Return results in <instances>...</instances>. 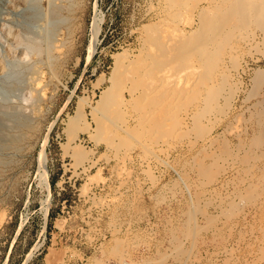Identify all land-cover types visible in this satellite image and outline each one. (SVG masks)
Instances as JSON below:
<instances>
[{"label":"rangeland","instance_id":"374dc122","mask_svg":"<svg viewBox=\"0 0 264 264\" xmlns=\"http://www.w3.org/2000/svg\"><path fill=\"white\" fill-rule=\"evenodd\" d=\"M49 1L0 0V264H264V30L224 24L210 69L199 14L234 0ZM119 58L125 130L90 112Z\"/></svg>","mask_w":264,"mask_h":264},{"label":"bare ground","instance_id":"6f19581e","mask_svg":"<svg viewBox=\"0 0 264 264\" xmlns=\"http://www.w3.org/2000/svg\"><path fill=\"white\" fill-rule=\"evenodd\" d=\"M38 1V0H37ZM53 2V1H52ZM51 2V0L49 1V3L51 4L52 3ZM56 2V1H55ZM31 3V2H30ZM54 3V2H53ZM51 4V5H55V4ZM57 3V2H56ZM171 3H172V5H175V4H178V7L180 8V7H184L185 8V5H186V3H188V0H171ZM49 4V5H50ZM58 4V3H57ZM234 4L235 5H232V7L231 8H229V10L228 9H226L225 10V12L226 13H228L227 14V16H223V15H220L219 14V16H216L215 18H212V17H210L209 16V12H207L206 11V9L205 8H203V10L200 12V18H201V24H202V26H201V36L199 37V42H198V45L201 47V49H200V55H201V58L203 59V61H204V65H206V67H208V68H210V69H212L214 66H216V63H217V61H218V55H219V53L221 52V50L225 47V45L227 44V41H226V43H225V41H220V42H218L217 44H214V46L213 47H210V48H207V47H204L205 46V41H206V43H207V38H210V37H216V36H218V35H220L221 34V30L223 29L222 28V26L224 25V24H231L230 26H231V28H233V30L235 29V28H237L238 26H244L243 27V30L244 29H246V25H249V24H254V25H256V26H258L259 28H261V29H263L264 30V0H234ZM191 5V4H190ZM52 6V7H53ZM56 6L57 5H55V8H53L52 10H53V14H54V16H56L57 15V9H56ZM188 6V5H187ZM58 7V6H57ZM177 7V6H176ZM176 7H175V9H176ZM178 7H177V9H178ZM59 8V7H58ZM49 9V8H48ZM50 10V9H49ZM180 10H181V8H180ZM184 11H185V9H183ZM183 10H181L182 12H183ZM228 11V12H227ZM176 12H177V10H176ZM178 12H179V9H178ZM52 13V12H51ZM239 14L238 16H237V14ZM47 14V13H46ZM235 14H236V18H234V16H235ZM48 15V14H47ZM181 15V14H180ZM50 16H52V15H50ZM57 17V16H56ZM56 17H54V18H56ZM49 18V17H48ZM51 19H53V18H51ZM57 19V18H56ZM96 19V18H95ZM98 19V18H97ZM178 19V18H177ZM95 21V20H94ZM97 21V20H96ZM54 22V21H53ZM95 23V22H94ZM97 24V23H96ZM95 26V25H94ZM97 29V28H96ZM96 29H95V31H96ZM93 30H94V27H93ZM29 32V31H28ZM51 32V31H50ZM49 32V33H50ZM98 33V32H97ZM47 35V34H46ZM50 35H51V33H50ZM49 35V36H50ZM225 35V34H224ZM16 36V35H15ZM226 36V35H225ZM16 41L17 42H19V43H25V44H27L26 46H27V48H30L31 49V51L33 50L34 52H36V53H38V55H39V53H41V52H44V51H49V49L47 50V49H45V48H43V47H41V44H38V42H36V41H33L32 40V44H30V42L29 43H26V41L28 40H24V38H22V36L20 37L19 35H17L16 37ZM196 38V37H195ZM165 39V38H164ZM47 40H48V38H47ZM31 41V40H30ZM23 43V44H24ZM185 43H188V44H190L189 42H185ZM184 43V44H185ZM28 44H30V45H28ZM50 43H48V45H49ZM178 44V43H177ZM176 44V45H177ZM16 45H17V43H16ZM52 45H54V44H52ZM175 45V46H176ZM180 45V44H179ZM47 46V45H46ZM89 46H91L90 44H89ZM185 46H186V44H185ZM203 46V47H202ZM55 47V46H54ZM177 47V46H176ZM180 47V46H179ZM182 47V46H181ZM51 48V47H50ZM93 49V48H92ZM180 49V48H179ZM184 49H187V48H185L184 47ZM88 50H89V48H88ZM177 50V49H176ZM188 50V49H187ZM187 50H186V52H187ZM91 50H89V52H90ZM185 51V50H184ZM179 52V51H178ZM189 52V51H188ZM180 53H182V52H180ZM179 53V54H180ZM49 54V53H48ZM51 54V53H50ZM89 54H91V53H89ZM36 55V54H35ZM46 55V54H45ZM52 55V54H51ZM48 57V56H47ZM51 57V56H50ZM153 57V56H152ZM121 60V58H119L118 60H117V67H115V73H113V75H111V76H109V78H108V82H110L109 83V85L108 86H105L104 87V89H103V91H102V93H101V95H100V97H99V99L96 101V103H95V105L94 106H91V110H90V112H91V115H92V117L93 118H95L98 114H96V112L98 113V111H102L101 112V114H100V116H102V117H100L101 119L102 118H104V119H106L107 121H108V124H112V125H116V127L117 126H119V125H117V122H119V120H122V111L120 112V110H118V108H119V105L122 103V99L124 98L123 97V95H122V93H120L119 91H120V71H121V69H120V67H119V64H120V61ZM50 62V61H49ZM159 62V61H158ZM144 63V62H143ZM52 65V64H51ZM141 65V64H140ZM18 66V65H17ZM131 66V65H130ZM51 67V66H50ZM150 66H148V68H149ZM159 67V66H158ZM207 68V69H208ZM154 69V68H153ZM209 69V72H211V70ZM123 71V70H122ZM150 71V70H149ZM206 71V70H205ZM37 72V71H36ZM147 72H148V70H147ZM150 72H152V71H150ZM122 73V72H121ZM256 77H255V79L257 78V79H262V78H264V70H262V69H258L257 71H256ZM206 76H207V73H206ZM122 77V76H121ZM36 78H37V76H36ZM36 78H34V79H32V81L33 82H35V85H36V87H37V89H36V91L35 92H33V93H30V95H31V97H30V99H38V100H40V99H42L43 98V94H42V91H43V88L41 87V85L39 84V82H38V80H36ZM187 78V77H186ZM41 79V78H40ZM20 80V79H19ZM152 85V84H151ZM44 87V86H43ZM35 88V87H34ZM30 92V91H29ZM32 92V91H31ZM134 93V92H133ZM132 93V91H131V93L130 94H133ZM28 98V97H27ZM131 98H133L132 97V95H131ZM140 98V97H139ZM27 100V99H26ZM29 100V99H28ZM126 100V99H125ZM164 101V100H163ZM264 101V100H263ZM27 102V101H26ZM34 102V101H33ZM128 103V102H127ZM124 104V103H123ZM210 104V103H209ZM142 105V104H141ZM168 106V105H167ZM166 106V107H167ZM143 107V106H142ZM123 108V107H122ZM122 108L120 107V109L122 110ZM162 108V107H161ZM5 109H8V108H5ZM5 109L3 108V107H0V112L1 113H3L4 111H5ZM139 109V108H138ZM82 108H80V110L78 111L79 112V116H81L82 115ZM7 111V110H6ZM145 112V111H144ZM24 113V112H23ZM176 113V112H175ZM13 114V113H12ZM144 114V113H143ZM8 115H10V114H8ZM25 115V114H24ZM99 117V116H98ZM98 117H96L95 119H97ZM4 117H0V138H2L3 136H2V131H3V128L5 127V122H4V119H3ZM80 118V117H79ZM123 118H125V117H123ZM146 118V117H145ZM72 119V120H71ZM71 119H69L68 121L70 122V124H72L73 122H74V117L73 118H71ZM77 119V118H76ZM76 119H75V121H76ZM137 119V118H136ZM100 120V119H99ZM165 120H166V118H165ZM97 121V120H96ZM107 121H104V123L105 122H107ZM141 121V120H140ZM121 122H123V121H121ZM165 123H166V121H164ZM163 122V123H164ZM103 123V124H104ZM143 123V122H142ZM145 123V122H144ZM150 123V122H149ZM164 123V124H165ZM168 123V122H167ZM22 124V123H21ZM69 124V125H70ZM97 124V123H96ZM102 124V125H103ZM73 125H74V123H73ZM72 125V126H73ZM99 125V124H98ZM97 125V127H95V128H93L94 130H96L97 131V136L99 137V139L101 140V138H104L105 136H101V131H103V130H100L99 128H100V126H98ZM144 125V124H143ZM170 125V124H169ZM76 126V125H75ZM105 126V125H104ZM108 126V125H107ZM107 126H105L106 128H107ZM110 127H111V125H109ZM108 126V127H109ZM77 127V126H76ZM104 127V128H105ZM129 127V126H128ZM157 127L158 128H160V129H162L164 132H166V129H167V131H170L169 130V128H166V127H164V126H161V124H157ZM73 128L74 127H72V129L71 130H73ZM78 128V127H77ZM83 128V127H82ZM119 130H125V129H123L122 128V126L120 127H117ZM126 128V127H125ZM75 129V128H74ZM79 129V128H78ZM89 129H90V126H89V124L88 125H86V126H84V128H83V130L84 131H88V133H90V131H89ZM101 129H103L102 127H101ZM130 130V129H129ZM95 131V132H96ZM107 131V130H106ZM105 131V132H106ZM128 132V131H127ZM136 132V131H135ZM104 133V132H103ZM137 133V132H136ZM146 133V132H145ZM103 135H105V134H103ZM93 136V135H92ZM142 136V135H141ZM98 137H96V139L98 140ZM115 137V136H114ZM135 137V136H134ZM111 139H107V144H108V146H111L113 143L110 141ZM131 141L129 140V139H123L122 140V143H121V145H120V147H122V145L123 146H128V147H130L131 145V143H130ZM119 145V144H118ZM81 159V158H80ZM40 163H43L42 161L40 162ZM43 165V164H42ZM206 169V168H205ZM39 177L38 178H40V180H41V182H45V175H46V177H47V174H45V169H44V167L43 166H41V168H40V171H39ZM47 179V178H46ZM39 180V181H40ZM46 182H48V181H46ZM46 187H47V184H46ZM49 199V198H48ZM48 206H49V203L47 202V199H44V209H45V211L47 212V209H48ZM45 214V213H44ZM99 263V262H98ZM131 263H132V261H131ZM130 262L128 263V264H131ZM100 264H102V262H100ZM106 264V263H105ZM133 264V263H132Z\"/></svg>","mask_w":264,"mask_h":264},{"label":"built area","instance_id":"2783aa9c","mask_svg":"<svg viewBox=\"0 0 264 264\" xmlns=\"http://www.w3.org/2000/svg\"><path fill=\"white\" fill-rule=\"evenodd\" d=\"M94 190H95V188H94ZM150 221H151L150 218H148L147 223L150 222ZM142 250L143 249H141V251ZM139 253H140V251H139ZM131 258H133V259L131 260ZM136 258H137L136 255L135 256H132V257L126 255L122 259H117V260H115V259H109V260H107L106 264H128L129 262L131 263V261H132L133 264H137L136 263Z\"/></svg>","mask_w":264,"mask_h":264}]
</instances>
